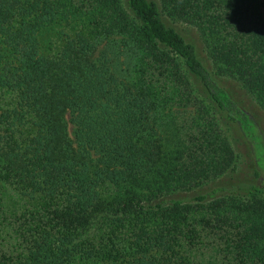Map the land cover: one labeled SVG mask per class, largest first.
Segmentation results:
<instances>
[{
    "label": "trees",
    "instance_id": "16d2710c",
    "mask_svg": "<svg viewBox=\"0 0 264 264\" xmlns=\"http://www.w3.org/2000/svg\"><path fill=\"white\" fill-rule=\"evenodd\" d=\"M262 8L0 0V264H264Z\"/></svg>",
    "mask_w": 264,
    "mask_h": 264
},
{
    "label": "rangeland",
    "instance_id": "374dc122",
    "mask_svg": "<svg viewBox=\"0 0 264 264\" xmlns=\"http://www.w3.org/2000/svg\"><path fill=\"white\" fill-rule=\"evenodd\" d=\"M264 12V8H262ZM59 28L54 29H48L45 31L42 39V43L44 44L47 51L49 50H56L60 44V37H59ZM174 97V101L167 104L165 112L163 116L165 118H176L177 124H182L186 128H191L190 125H197V123L201 126H207L210 118L205 121H199V115L200 112L197 110V104L194 105L192 103L186 102L185 97L187 94H181L177 100H175V94H171ZM172 99H169V101ZM256 106V105H255ZM252 112L256 115L258 119L261 120L262 125L264 126V110L258 108L256 106V109L252 108ZM221 131L223 136L227 139V141L234 147L237 153H239L240 156V163H244L247 161L244 155L245 146L243 145L241 139L236 134L233 133L232 129L225 124L221 125ZM243 169V165L240 164L239 169ZM238 169V170H239ZM258 180L262 183V189L264 195V172L260 171V175L258 177Z\"/></svg>",
    "mask_w": 264,
    "mask_h": 264
}]
</instances>
